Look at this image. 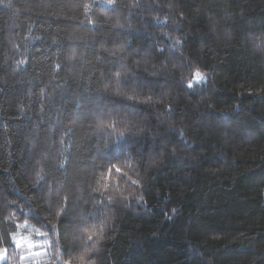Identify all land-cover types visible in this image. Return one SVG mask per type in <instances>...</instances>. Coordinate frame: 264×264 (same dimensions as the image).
<instances>
[{"label":"trees","instance_id":"obj_1","mask_svg":"<svg viewBox=\"0 0 264 264\" xmlns=\"http://www.w3.org/2000/svg\"><path fill=\"white\" fill-rule=\"evenodd\" d=\"M114 3L115 10L107 0H0V237L47 239L42 222L55 224L69 197L68 218L77 224H61L67 231L59 239L71 244L73 229L85 227L79 218L100 198L93 158L107 132L98 125L120 132L132 123L147 129L145 139L129 142L132 156L145 145L143 169L125 146L111 163L127 176L105 173L107 191L143 195L152 214L134 202L107 210L112 230L88 264H264V50L243 39L264 32V0ZM136 3L161 10L133 15ZM185 34L175 54L155 51ZM121 68L151 77L152 104L139 105L137 115L131 102L111 95L116 84L108 76ZM196 71L209 79L189 89ZM105 104L119 114L100 117L95 109ZM149 156L157 163L150 166ZM98 226L89 222L86 235ZM3 246L8 259L0 264H28L14 245Z\"/></svg>","mask_w":264,"mask_h":264},{"label":"snow or ice","instance_id":"obj_2","mask_svg":"<svg viewBox=\"0 0 264 264\" xmlns=\"http://www.w3.org/2000/svg\"><path fill=\"white\" fill-rule=\"evenodd\" d=\"M107 3L111 4L113 10L116 8V4L114 0H107ZM134 10L133 15L138 13L139 11H158L161 10L155 5H147L142 8L139 3H136L131 6ZM241 17L245 15V13L240 14ZM131 18V17H130ZM181 22L183 21V16H181ZM149 27L152 25L149 24ZM174 31H180L179 26L173 29ZM188 38V34L185 36L179 37L177 40L173 41V45L170 49L165 47H160L155 49V51L160 55L164 56L165 51H171L174 54L177 52L178 49L183 48L184 41ZM171 39V37H168ZM243 39L247 41L254 42V45L259 50H264V32L261 33L259 40L255 33H250L243 37ZM117 64L115 62V57H113V63L110 67H116ZM167 63L162 65L161 72L166 69ZM161 72H154L152 76L157 78H162ZM109 80H114L116 84V90L111 93L112 96L120 99H126L127 101L131 102V108L133 109L132 115H137V108L141 104H148L151 106L152 104V96L155 95V92L152 91L149 85V81L151 77L145 73L143 77L139 75L138 72H131L121 68L120 70L116 71L114 76L109 75ZM209 77L206 74H202L199 71H196L193 77V80H190L187 84L189 89H192L193 83L197 82L200 84L206 83ZM182 84V81L180 82ZM111 86L105 88V93L109 92V88ZM145 88H149L152 91V95L148 96L145 100H139L137 97L143 93ZM131 90L133 95L131 96H124V92ZM127 111V109H123ZM96 113L100 117H107L111 114V112H116L117 115L119 112L115 109L114 105L105 104L102 106H97L95 109ZM174 110L171 106L167 109V113L171 114ZM98 128L103 129L107 132V136L105 138L106 142L104 144L103 150L97 149V156L93 158V166L95 168L100 169V179L97 180V188H93L94 194H99V199L93 200V208L94 211L90 213L88 216L80 217L79 224L85 227H76L73 229V240L71 244H64L60 239L59 235L62 231H67L66 228H61L60 225L63 223H67L69 227L74 224H77V218H68V211H69V202L70 198L65 197L64 204L61 209L56 213V223L49 224L47 221L42 222V227L46 229L43 233L47 237L43 242L44 251H35V245H29L28 247H24V245L19 242L15 236V234H10L8 236L0 237V260H6L8 248L4 247L3 245H8L9 247L15 245V248L18 249L19 259L21 262L27 261L28 264H35L37 257H47L46 264H73L71 259L73 253L78 249H82L79 253V261L80 264H88V261L91 259V256L99 252V248L97 245L100 241L104 238L108 231L112 230V223L108 222L107 217V210L109 209H116L119 210L120 208H124L125 210H130L132 208L133 202L137 205V207H143L145 209L146 215H151L152 210L148 208L147 203L144 200L143 195L139 196H124L119 189H117L118 194H108L109 184L107 182V177H110L111 174L114 172L117 175H120L122 178L123 176H127V173H122L121 167L116 163H111L112 160H118L120 156L125 155V146H127L128 150V159L129 160H136L139 168L137 171L143 169V160H144V148L145 145H141L139 151L136 152V156H132L131 152L136 151L129 142L131 141L132 144L136 143L139 140H143L147 136V129L146 128H139L136 124L130 123L125 131L116 132L115 127L112 124H103L102 122L98 125ZM135 129V131H133ZM173 131H176L175 129ZM183 133L181 132V138ZM95 139L96 136L93 135L91 137ZM163 137H153V139H162ZM123 142V144L121 143ZM170 142V141H169ZM165 147L166 146H162ZM152 151H156V146H152ZM174 154V153H173ZM138 157V159H137ZM99 158L101 160H107L108 167L105 168L104 164L95 165V159ZM150 166L157 163L154 157H148ZM59 168L63 169L67 167L66 161H61L58 165ZM45 179V177H41V180ZM131 180V177H128ZM134 185H139L140 180H132L131 181ZM31 211V209H29ZM175 211V210H173ZM139 215V213H135ZM114 222V217L112 218ZM166 219H171V217L166 216ZM89 222L98 223V227L95 228L94 231H91L89 234L86 235L88 229L86 226ZM155 235V234H154ZM51 249L49 253L47 250Z\"/></svg>","mask_w":264,"mask_h":264},{"label":"rangeland","instance_id":"obj_3","mask_svg":"<svg viewBox=\"0 0 264 264\" xmlns=\"http://www.w3.org/2000/svg\"><path fill=\"white\" fill-rule=\"evenodd\" d=\"M17 240L19 242H21L24 247H28L29 245H35L36 247L34 248L35 251H40L43 252L44 248L43 246V242L45 241V238H31L28 235H22V234H15ZM15 246V245H14ZM3 260H0V262H2Z\"/></svg>","mask_w":264,"mask_h":264}]
</instances>
